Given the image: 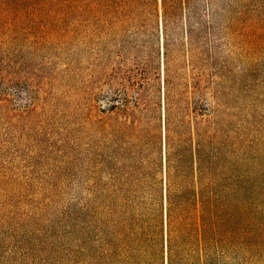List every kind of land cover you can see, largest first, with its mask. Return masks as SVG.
<instances>
[{"label": "trees", "instance_id": "obj_1", "mask_svg": "<svg viewBox=\"0 0 264 264\" xmlns=\"http://www.w3.org/2000/svg\"><path fill=\"white\" fill-rule=\"evenodd\" d=\"M250 2L0 0L3 98L23 40L75 39L77 264H239L255 246L231 72ZM25 239L33 259L6 264L52 263Z\"/></svg>", "mask_w": 264, "mask_h": 264}, {"label": "rangeland", "instance_id": "obj_2", "mask_svg": "<svg viewBox=\"0 0 264 264\" xmlns=\"http://www.w3.org/2000/svg\"><path fill=\"white\" fill-rule=\"evenodd\" d=\"M250 1L240 14L231 72L241 123L240 171L253 187L252 223L259 227L253 250L240 253L239 264H264V0ZM23 41L26 63L0 96V264H6L5 249L33 259L25 246L19 253L11 247L24 237L28 245L51 251V264H77L75 39L65 32L39 46Z\"/></svg>", "mask_w": 264, "mask_h": 264}]
</instances>
